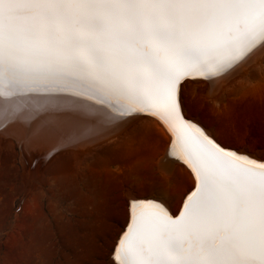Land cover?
I'll return each mask as SVG.
<instances>
[{
  "label": "snow or ice",
  "instance_id": "6c2138e0",
  "mask_svg": "<svg viewBox=\"0 0 264 264\" xmlns=\"http://www.w3.org/2000/svg\"><path fill=\"white\" fill-rule=\"evenodd\" d=\"M258 48L264 0H0V129L62 149L158 121L195 183L130 192L114 264H264V157L217 143L182 96Z\"/></svg>",
  "mask_w": 264,
  "mask_h": 264
},
{
  "label": "bare ground",
  "instance_id": "6f19581e",
  "mask_svg": "<svg viewBox=\"0 0 264 264\" xmlns=\"http://www.w3.org/2000/svg\"><path fill=\"white\" fill-rule=\"evenodd\" d=\"M263 69L264 49L258 48L245 63L213 82L202 78L190 80L182 88L186 118L225 148L255 158L253 153L223 142L193 115L191 96L198 87L215 99L231 83ZM139 131L146 133L148 139L145 156L132 174L121 179L111 168L112 151L123 152L127 147L124 139ZM171 140V134L154 119L89 136L62 149H57L51 140H30L17 128L7 132L0 129V168L9 169L5 172L10 176L5 180L14 181L15 189L11 187L17 198L24 200L22 211L15 213L6 234L7 264H79L87 254L99 257L101 264H114L111 253L120 227L125 224V201L133 191L132 181L149 182L151 186L159 178L172 176L185 187L194 186L190 169L182 162L172 163L166 158ZM185 187L171 197L163 196L179 200ZM154 192L135 193L141 198L160 195ZM171 208L176 211V204L172 203Z\"/></svg>",
  "mask_w": 264,
  "mask_h": 264
},
{
  "label": "rangeland",
  "instance_id": "374dc122",
  "mask_svg": "<svg viewBox=\"0 0 264 264\" xmlns=\"http://www.w3.org/2000/svg\"><path fill=\"white\" fill-rule=\"evenodd\" d=\"M256 71L231 83L227 90L215 99L200 88H194L191 96V109L192 114L205 123L223 142L253 153L252 155L259 159L264 157V69ZM147 140L146 133L134 132L123 141L124 146L127 145L123 150L124 153L121 149L122 154H119V150L112 151L111 168L113 172L119 174L121 179L132 174L135 167L140 164L145 156ZM128 144L131 145L128 146ZM4 169L0 168V175L4 177L3 179L0 176V264H7L5 256L7 248L4 246L6 234L12 226L15 213L19 214L22 211L21 207L24 202L22 198H17L11 177L10 180H5L10 175L6 173L9 169ZM165 177L159 178V181L151 186L149 182L132 181L131 188L139 194H149L155 191L154 193L171 197L185 187L176 178ZM17 209L20 210L17 211ZM100 261L99 257L87 254L79 264H101Z\"/></svg>",
  "mask_w": 264,
  "mask_h": 264
}]
</instances>
